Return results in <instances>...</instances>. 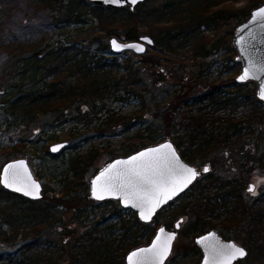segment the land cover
Masks as SVG:
<instances>
[{
    "label": "trees",
    "instance_id": "obj_1",
    "mask_svg": "<svg viewBox=\"0 0 264 264\" xmlns=\"http://www.w3.org/2000/svg\"><path fill=\"white\" fill-rule=\"evenodd\" d=\"M36 1L65 21H80L90 15L103 31L102 36L92 37L90 44L116 34L114 29L125 33L123 40H138V26L145 25L144 32L153 42V54L142 56L138 67L130 65L127 59L119 65L116 57L107 60L104 55L97 57L96 53L88 56L83 49L72 51L74 45L68 48L60 44L41 58L34 54L31 57L33 62L18 66V71L11 76L8 74L13 92L0 99V117L6 127L30 126L38 115L65 112L72 107L83 113L82 104L93 107L104 97L119 99L116 93L122 88L131 96L140 97L142 104L130 116L108 113L105 117L107 127L114 130L119 125L127 132L142 116L149 114L151 117L147 123L139 121L145 126L127 136L134 141L126 144L122 157L171 140L180 157L193 165L203 161L213 149L240 143L235 166H230L234 171L241 165L240 172L229 177H208L204 182L197 179L182 195L189 194L188 201H182L170 210L171 219L186 213L202 218L201 222L190 225L185 233L186 236H196L212 227L203 219L220 216L221 211L226 217L251 216L238 220L249 224L248 258L251 259V255L252 258L254 255L258 259L264 258V190L257 198L243 195L251 173L264 177V103L247 87L248 82L240 84L234 79L231 86L235 93H225V83L203 79L201 72L189 79L179 77L180 82L169 102L162 104L158 100L154 108L143 103L145 97L141 92L148 86L141 74L143 68L161 66L168 54L176 55L180 48L184 50L187 46L194 51L190 56L192 61L207 58L216 40L212 39L209 48L199 43L206 38L200 33V27L216 29L228 25L230 29L226 35L230 38L235 27L247 20L250 11L264 0H247V4L238 9L232 4L239 0H144L135 6L133 12L127 7L116 10L93 6L87 9L85 0ZM122 12L127 13L116 19L115 15ZM168 18L175 21L167 23ZM227 48L234 52L232 43ZM106 49L108 44L102 43L101 54ZM120 66L127 70L124 75L118 74ZM239 109L243 114L238 117L236 112ZM218 111H223L225 116L220 117ZM37 138L41 140L40 136ZM37 140H21L10 149L13 154H20L25 144L29 149L36 148ZM250 141L256 146L249 145ZM48 151L49 148H45L46 154ZM101 152L96 145L86 154L70 158L69 177L56 183L51 197L46 195L50 190L45 183L42 184V198L34 201L0 186V240L13 243L20 238L24 242L17 254L10 253L5 259L0 257V264H124L128 252L153 238L160 224L157 218L151 223H141L137 214L131 212V219H126L117 201L96 202L89 195V182L87 184L85 178L89 172L95 175L101 167H95ZM56 192L61 195L55 196ZM109 204L112 206L110 217L117 219L119 227L107 224L110 217L104 212L96 213L99 207ZM58 206L64 207L65 211L60 212ZM67 212L70 213L68 217ZM91 214L93 219L84 224ZM46 227L65 238L52 249L43 251L38 242ZM117 230L121 231L119 239L116 238ZM191 243L194 245L192 240ZM32 250L40 252L27 255Z\"/></svg>",
    "mask_w": 264,
    "mask_h": 264
},
{
    "label": "rangeland",
    "instance_id": "obj_2",
    "mask_svg": "<svg viewBox=\"0 0 264 264\" xmlns=\"http://www.w3.org/2000/svg\"><path fill=\"white\" fill-rule=\"evenodd\" d=\"M85 2L87 3V9L94 6L91 2L88 3L86 0ZM262 3L264 2H260V4ZM246 4L247 0H239L233 3L232 7L238 9L239 7H244ZM260 4H258V7ZM226 7H228V5ZM127 9L131 11L128 7ZM126 13L127 12L116 14L115 18L121 19ZM168 20L170 21H166L167 23L175 21L171 18H168ZM138 27L140 32L139 37L148 36V34L144 32L145 25H140ZM229 29L230 27L228 25H220L216 29H206L203 26L200 27V33L206 38L203 39V41H199V43L209 48L212 44V39L214 38V40H216L214 44L215 47H210L212 53L207 58H197L198 60L193 59L192 61L190 56L194 51L190 49V46H187L184 50L180 48L178 50L179 53L176 55L168 54L165 62H163L161 66H157L156 68L146 66V68H143V73L141 74L148 85L147 88L145 87L144 90L141 91L142 96L145 97L143 103L154 108L158 100H161L162 104L169 102L173 97V92L177 89V84L180 82L178 78L184 77L185 79H189L193 74L199 72H201L203 79H209L215 83H225L227 85L225 87V93H235L231 85L241 71L240 65L234 60L236 56L235 50L232 53L227 48L228 44L231 45L233 37V35H230L229 38L226 35ZM113 31L116 32V34L107 35L90 44L89 41L92 37L102 36L103 34V31L99 30L96 20L90 15L85 16V18L80 21L75 19L65 21L60 18L55 11L45 8L36 0H0V99L13 92L10 82L8 81V74L11 76L18 71V66L33 62L34 60L31 57L34 54L36 57L41 58L45 56L49 50L57 48L60 44L68 48L71 47L70 45H74L75 49L72 51L83 49L84 52H88V56L96 53L97 57H103L104 55L107 60L116 57L119 65L127 59L129 64L135 65V67L139 66L138 62L141 60L142 56L153 54L151 45L146 46L144 55H138L130 51H124L121 54L112 53L109 44L111 38L115 37L119 41H123L125 38V33H123L122 30L114 29ZM102 43L108 44V49L101 54L102 50L99 49L102 47ZM88 46H90V48H88ZM96 59L97 58H95V60ZM193 62H195V64ZM234 63L237 64V67L234 66ZM126 72L127 70L123 68V66L118 67L119 75H124ZM160 74H162L163 77H161ZM151 78L153 80L155 79V81H150L149 79ZM247 84V87L254 91V95L256 96V84L254 82H248ZM116 94L119 99H116V97H104L103 100L96 101L93 107L82 104L81 110L83 113H80L76 108L72 107L65 112H52L38 115L30 126L21 125L17 128L16 126L10 125L6 127L7 125L4 123V119L0 117V171L6 162L16 158H26L28 160V165H30L37 179L40 180L41 184L45 183L48 186L50 191L47 192L46 195L51 197L53 194L52 189L57 186L56 183L65 181L66 178L69 177L70 158L74 157L76 154H86V151L92 146L97 145L101 148L102 152L95 167L103 166L107 161L111 160V157L118 158V156H122L126 144L129 141H134L127 138V136L134 135L138 129L145 126V124H140L139 121L141 122L142 120L143 123H147L150 121L151 117L149 114L142 116L138 123L130 127L127 132L119 125H116L114 130L109 129L106 125L107 119L105 118L108 113H112L115 116H130L142 104V99L140 97L131 96V94H128L122 88H120ZM236 113L239 117L243 114V111L239 109ZM217 114L220 117L225 116L223 111H218ZM39 136L41 137L40 141L37 140ZM26 139L37 140L36 148L29 149L30 147L25 144V149L23 148L24 150L22 153L13 154L10 149L11 146L18 145L21 140ZM64 142H66L67 145L57 153L51 154L49 151L50 155L45 153V148L48 149L55 143ZM249 145L253 147L256 146L255 143L251 141ZM240 146V143L237 142L229 144L228 146L224 145V147H218L204 156L206 158L203 161L194 164L200 168L201 181L204 182L206 180L205 178L208 177H229L232 174L235 175L236 172H240L239 169L241 165H239L238 168L236 167V170H234L235 172L230 170V166H235L236 155H238L237 151ZM206 165L209 170L203 173L202 171ZM92 176V173H87L85 178L87 184ZM249 177L243 195H245L246 198H257L264 190V177L252 173ZM249 184L255 187L254 192L249 191ZM72 193L75 192L72 191ZM60 195L61 192L55 193V196ZM189 196V194H186L180 200H173L172 205L163 209L158 217H156L158 223H160L157 228L163 225L173 226L174 222L180 217L171 219L172 213L170 210L180 205L182 201H188L187 198ZM119 206L121 208V214H123L126 219H131L133 216L131 212L133 211L122 208L120 204ZM58 210L64 212L65 208L58 206ZM111 210L112 206L109 204L99 207L96 213L99 214L104 212L106 217H110ZM223 212L221 211L220 216L226 217V214ZM69 215L70 213L67 212L66 217ZM89 216L87 221L83 222L84 224H87L88 221L94 217L92 214ZM197 217L196 214L193 215L190 213L184 215L180 235L175 241V246L171 253L172 258L165 264H198L200 258L195 251V255H189L186 259H180L178 263L174 262V258H176L179 251L185 256L186 252H189L192 244L191 240L193 241L195 236L190 234L186 236L185 233L189 230L190 225L202 221V218L199 219ZM216 217L208 216L203 220L205 222L208 221L212 226L214 225L212 219ZM107 224H115L119 227L117 219L115 218L110 217ZM44 229L45 230L41 231V240L38 242L40 250L47 251L48 248L52 249L58 242L60 243L65 238V236L56 234L55 231L53 232L50 227ZM208 229L210 228L206 230ZM120 235L121 231L117 230L116 238L119 239ZM147 243L143 242L139 246L146 245ZM23 244L24 242L20 238H17L13 243L0 240V257L5 259L10 253L17 254L18 248L22 247ZM40 250L28 251L27 255H33L36 252H40ZM252 257L251 255L252 264H264V258L261 257L258 259L255 255L254 258Z\"/></svg>",
    "mask_w": 264,
    "mask_h": 264
},
{
    "label": "snow or ice",
    "instance_id": "obj_3",
    "mask_svg": "<svg viewBox=\"0 0 264 264\" xmlns=\"http://www.w3.org/2000/svg\"><path fill=\"white\" fill-rule=\"evenodd\" d=\"M131 3H136V0H131ZM258 20H264V8H260L253 14L252 22ZM148 42L151 43V41ZM112 44L117 50L122 47L115 40L112 41ZM123 47L135 48L141 52L144 50L139 45H125ZM250 72V68H245L244 74L239 79L243 81L249 78ZM260 96L264 99V84L261 86ZM59 147L62 146L55 147L52 150L58 151ZM162 149L168 151L162 152ZM117 165H123L124 167L117 169ZM18 167L25 168L26 171L23 161L10 164L5 167L3 176H0V184L17 192L23 191L25 195L38 197L39 185L35 182H32L31 185L24 184V187L18 186L22 182L19 173L14 171ZM113 169H117L114 174ZM10 170L13 171L10 172ZM204 171L206 172L208 169L205 168ZM196 175L197 172L194 169L180 164L172 146L165 144L160 148L141 152L128 160L110 164L92 181V195L97 200L105 199L106 195H118L126 206L130 204L133 208L139 209L141 219L150 220L156 207L167 199H172L179 191L187 187ZM98 182H100L99 185ZM29 187L33 191L27 190ZM249 191L254 192V189L250 187ZM161 195L165 199H161ZM160 233H164L163 228L160 229ZM172 239H174V235H165V243L158 246L157 241L161 240V236L157 235L150 248L139 249L131 253L127 258L128 264H145V262L156 258H159L160 264H163V256L166 255ZM203 240L207 241L209 237H204ZM244 255V250L235 245H220L219 242H215L214 246L209 249L205 264H209L210 259L215 262L220 258L225 259L230 264V261L235 259L236 256L242 257ZM134 258L136 259L134 260Z\"/></svg>",
    "mask_w": 264,
    "mask_h": 264
},
{
    "label": "water",
    "instance_id": "obj_4",
    "mask_svg": "<svg viewBox=\"0 0 264 264\" xmlns=\"http://www.w3.org/2000/svg\"><path fill=\"white\" fill-rule=\"evenodd\" d=\"M86 1L88 3L91 2L94 6H97V7L102 6V7L108 8V9H122V7H128L132 11V9H134L135 6H137L140 3H143L144 0H136V3H134V4L131 3V0H86ZM260 8H264V3L260 4L259 7L252 9L250 11L249 16H248L249 18L247 20L241 22L239 25H237L235 27L231 43H232L233 50H235V52H236V56H235L234 60L236 63H238L240 65V71H241L235 80L240 84L245 83V82H254L256 84V89H255L256 97L260 102L264 103V99H262L260 96V89H261L262 84H264V20H258L257 22H252L253 14L255 12H257ZM113 40L117 41V43L122 46L119 50H117L116 48L113 47V44H112ZM148 41H151V39L148 36L140 37L138 40H134V41H126V40L119 41L117 38L112 37L111 40L109 41V44H110V50L112 53L121 54L124 51H130V52L138 54V55H144L145 50H146V46L152 45V43H153L152 41H151V43H149ZM125 45H139L144 50L141 52V51H137L135 48L123 47ZM245 68H250L251 72H250L249 78L242 81L239 79V77L244 74ZM165 144H170L172 146V149L175 151L176 156L179 158L180 164H183L189 168L194 169L197 172V175L194 179L191 180V183H189L187 185V187H184L183 190L179 191L175 196L172 197V199H167L164 203H162L158 207H156L155 211L151 214L150 220L141 219L139 209L133 208L130 204L126 206L125 203L123 202V200L121 198H119L118 195H106L105 199H103V200H97L93 197V195H92V181L98 175H100L101 171H103L105 168H107L110 164H114L117 161L128 160L130 157L136 156L137 154H139L141 152H146L147 150L153 149V148H160V146L165 145ZM66 145H67L66 142L55 143L49 147V152L51 154L57 153L58 151L63 149ZM58 146H62V147H59L58 151L52 150L53 148L58 147ZM166 151H168V150L162 149V152H166ZM18 161H23L24 165L26 166V171H25V168H19V167L14 170V171H17L19 173L20 179L22 181L20 184H18V186L24 187V184L31 185L32 182H35L36 184L39 185L38 197L34 198L32 195H25L23 193V191H21V192L14 191L11 188L5 187L3 184H0V186L2 188H5L6 190H8L11 193L14 192V193H16L22 197H26L27 199L32 200V201L41 199L43 186H42L41 182L37 179V177L34 176V173L32 172L30 165H28V161L26 158H17V159H12L11 161L6 162L3 165V167L1 168L0 176H3L5 167H7L10 164H16ZM123 167H124L123 165H117V169H121ZM205 168H207L209 170L207 165L204 166V169ZM117 169H113V174L117 171ZM204 169H203V172H205ZM11 171H13V170H10V172ZM199 175H200V173L197 170V168H195L194 165L193 166L190 165L183 158L180 157L179 152H178L177 148H175L173 142L171 140H164L158 144L149 145V147L141 148V149H139V151L132 153V154H129L128 156H125V157L119 156L118 158H114L110 161H107V163L105 165L101 166L97 170L96 174L93 175L89 179V195L96 202L109 200V199L115 200L121 205L122 208L134 211L135 214H137V218L141 223L142 222L143 223H151L153 221V218L156 216L157 212L160 211L164 206L168 205L175 198L182 195L183 192H185L192 184H194V182L197 180ZM29 177H30V179H29ZM102 180H103V178H102ZM99 183L100 182H98V185H99ZM250 187H252L253 189L255 188L252 184H249L248 188H250ZM27 190L33 191V189L31 187H29ZM160 198L165 199V197L163 195H161ZM180 222H181V219L179 221L175 222V227H174L175 230H177L180 227ZM161 228L164 229L163 234L160 233ZM175 230L174 231L167 230L164 226L158 228L156 230L153 238L146 245L134 248V249H132V251L128 252L125 255L126 258H125L124 264H128L127 258L131 253L136 252L139 249L150 248L153 244V241L156 240L157 235L161 236V240L157 241L158 246L165 243V241H164L165 235H174V239L171 240L170 246L168 247L166 255L163 256V264H165V261L170 256L169 254L172 250L173 242L175 241V238L177 237V233ZM204 237H209V240L204 241L203 240ZM215 242H219L220 245H235L236 247L243 249L241 246H237L232 241H228V242L222 241L221 238L215 232L207 231L206 234L196 237V240H195V243H197V245L200 247L202 254H203V258H202L200 264H205V259H206V256H208V254H209V249H210V247L214 246ZM244 252H245V250H244ZM245 255H246V252H245ZM245 255L242 257L236 256L235 259L230 261V264H233L234 261L245 257ZM135 259L136 258H134V260ZM145 264H160L159 258L147 261V262H145ZM209 264H228V262L223 258H220L215 262L211 261V259H210Z\"/></svg>",
    "mask_w": 264,
    "mask_h": 264
},
{
    "label": "flooded vegetation",
    "instance_id": "obj_5",
    "mask_svg": "<svg viewBox=\"0 0 264 264\" xmlns=\"http://www.w3.org/2000/svg\"><path fill=\"white\" fill-rule=\"evenodd\" d=\"M195 168H197V170L200 173V175H199V177L197 179H200V176H201L200 168L198 166H195ZM203 173H205V172H203ZM182 195L178 196L174 200L176 201V200L181 199ZM109 200H111V199H109ZM104 201H106V200H104ZM170 203H173V201H171ZM168 205H166L164 207H168ZM160 211L157 212V214H156V216L154 218H156L158 216V213ZM183 217L184 216H181L178 220L175 221V222H177V221H179L181 219L180 227L177 230H175V228H174L175 227V222H174V225L173 226H171V225H163L167 230H170V231H174L175 230L176 231L177 237L175 238V241L177 240V238L180 235V231H181L182 224H183ZM248 217H251V216H248ZM248 217H243V216H238V217H234V216H227V217L219 216V217L213 218L212 221H213V224L214 225H212V227L210 229L206 230L205 232L200 233V234H197L195 236V238H193L194 245L191 244V248H190L189 252H186V256L184 254H181V252L179 251V253L177 254L176 258H174V262H177L178 263L180 261V259H186L189 255H195L194 254V251H195L196 254L200 258V260L198 262V264H200L201 263V260L203 258V254H202V251H201L200 247L197 245V243H195L196 237L206 234L207 231H213V232H215L221 238L222 241H224V242L232 241L237 246H241L245 250V252H246L245 257L240 258V259L234 261L233 264H252L251 263V259L248 258L249 257V249H248L249 241H247L248 240V235L247 234H248V231H249L248 230L249 224H248L247 221H242V222H239L238 221V220H241V219L244 220V219H246ZM163 226H161V227H163ZM158 228H160V227H158ZM158 228H156V230ZM156 230H155V232H156ZM154 235H155V233H154ZM175 241L173 242V247H172V250H171V252L169 254L170 256L167 258V260L165 261V263L170 258H172L171 253H172V251L174 249Z\"/></svg>",
    "mask_w": 264,
    "mask_h": 264
}]
</instances>
